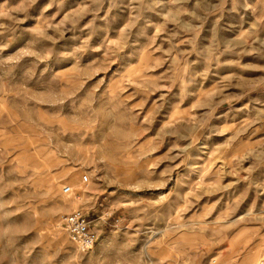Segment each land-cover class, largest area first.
Returning a JSON list of instances; mask_svg holds the SVG:
<instances>
[{
    "label": "rangeland",
    "instance_id": "rangeland-1",
    "mask_svg": "<svg viewBox=\"0 0 264 264\" xmlns=\"http://www.w3.org/2000/svg\"><path fill=\"white\" fill-rule=\"evenodd\" d=\"M0 264H264V0H0Z\"/></svg>",
    "mask_w": 264,
    "mask_h": 264
},
{
    "label": "built area",
    "instance_id": "built-area-1",
    "mask_svg": "<svg viewBox=\"0 0 264 264\" xmlns=\"http://www.w3.org/2000/svg\"><path fill=\"white\" fill-rule=\"evenodd\" d=\"M86 181L87 179L84 178ZM63 194H71L69 187L63 188ZM61 228L65 232L71 244L81 251H88L96 244L97 236L96 231L87 220V216L80 212L75 211L63 218Z\"/></svg>",
    "mask_w": 264,
    "mask_h": 264
},
{
    "label": "bare ground",
    "instance_id": "bare-ground-1",
    "mask_svg": "<svg viewBox=\"0 0 264 264\" xmlns=\"http://www.w3.org/2000/svg\"><path fill=\"white\" fill-rule=\"evenodd\" d=\"M83 180H84V178H83Z\"/></svg>",
    "mask_w": 264,
    "mask_h": 264
},
{
    "label": "crops",
    "instance_id": "crops-1",
    "mask_svg": "<svg viewBox=\"0 0 264 264\" xmlns=\"http://www.w3.org/2000/svg\"><path fill=\"white\" fill-rule=\"evenodd\" d=\"M89 221V220H88ZM90 222V221H89Z\"/></svg>",
    "mask_w": 264,
    "mask_h": 264
}]
</instances>
